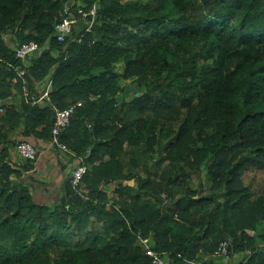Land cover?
Masks as SVG:
<instances>
[{"label":"trees","instance_id":"trees-1","mask_svg":"<svg viewBox=\"0 0 264 264\" xmlns=\"http://www.w3.org/2000/svg\"><path fill=\"white\" fill-rule=\"evenodd\" d=\"M73 1L97 7L95 24L59 43L61 0H0V264H151L138 233L167 264H264V195L244 203L227 160L250 151L264 169V0ZM31 41L40 50L17 60ZM9 65L26 69L29 88L48 79L49 101L27 105ZM79 102L60 141L87 166L82 185L68 174L58 200H35L13 137L48 142L53 106ZM130 151L180 162L181 178L206 170L226 189L176 194L152 165L125 172ZM222 241L228 261L213 257Z\"/></svg>","mask_w":264,"mask_h":264},{"label":"built area","instance_id":"built-area-1","mask_svg":"<svg viewBox=\"0 0 264 264\" xmlns=\"http://www.w3.org/2000/svg\"><path fill=\"white\" fill-rule=\"evenodd\" d=\"M61 2V20L55 25L54 29V38L56 41L59 43L65 42V39L71 36L74 30H77L76 26L81 20L86 22V26H84L83 29H85L86 32H90L92 26L95 24L97 7L94 5L90 9L85 10L83 9V6L76 5V2L73 0H61ZM39 50L40 47L36 42L31 41L23 43L15 49V58L21 62H24L27 58ZM9 66L12 67L16 73V77L12 79V82L16 84L18 79L22 81L21 97L27 105L34 107L49 101V93L51 89L50 81L46 83L47 85L43 92L40 94L32 93L25 79L26 69L19 65L16 67H13L12 65ZM79 107H81L80 102L66 109H59L53 106L52 110L54 122L51 128V138L49 145L50 149L55 150L60 154L73 156L78 160L79 164H77L70 173V183L76 190H78V188L82 185L81 181L86 175L88 168L82 163L80 158L75 156L74 152L68 149L67 146L60 141V137L65 129L69 127L70 120L76 109ZM2 113L3 109L0 106V114ZM16 144V166L20 167L26 162H30L31 164L36 163L40 155L37 148L28 142H18V139L16 140ZM65 164H67V162ZM162 198H165V196L162 195ZM138 238L145 247L147 246V249H145V254L150 258L151 264H167V258L165 256L148 248L149 239L142 238L140 233H138ZM229 249V242L222 241L219 243L217 249L213 253V257L223 261H228L231 258V252Z\"/></svg>","mask_w":264,"mask_h":264},{"label":"rangeland","instance_id":"rangeland-1","mask_svg":"<svg viewBox=\"0 0 264 264\" xmlns=\"http://www.w3.org/2000/svg\"><path fill=\"white\" fill-rule=\"evenodd\" d=\"M132 1H138V0H132ZM76 5L79 6H84L82 4V2L80 1H76ZM86 26V22L81 20L79 21L78 25L76 26L77 30L83 29V27ZM168 136L165 135L164 136V140H167ZM60 154H58L59 157ZM41 156H44L43 154H41ZM65 156V155H64ZM62 156L63 159H65L66 161H68L67 163V167L69 165V159L70 156L67 155L68 157H64ZM231 156H233V161H229L230 163L228 164L230 167H235L236 172L235 174H237L235 176V180L237 182V184L240 187H245L246 191L243 192L241 195V197H243V202H247L246 204H250L252 202H255L256 199L261 196L264 195V169L257 167V165L254 162V158H253V153L250 151H242V150H234V153H229L227 155V160H229L231 158ZM43 158V157H42ZM60 162V157L57 158V162ZM156 159L155 156H149V154L146 151H143L141 153V155H137L135 152L130 151V152H126L125 154H123L120 157V160L122 162V167L123 170L125 172H130V171H137L139 169H137L134 165L133 162H136L139 165L142 164H149L153 166V170L155 171V175L156 177H158L160 174H167L171 177V179H175L176 180V184L179 183V185H175L174 187V193L178 194L180 192H183L185 190L186 187H189L191 189L195 188H201L200 190H202V196H209L210 194L212 195H216L218 196L219 194H221L225 189V185L223 182H220V187L218 189H216L218 187V185H216L215 187V182H213V177L208 173H206V170L200 174V175H196L194 174L192 171L187 170L185 172H183L184 178H181V169L182 165L180 164V162L172 164L170 162H167L165 160H160L158 162H154V160ZM42 160V159H41ZM134 160V161H133ZM211 160H209L208 163H210ZM64 164V163H62ZM137 169V170H136ZM204 169V168H203ZM141 176L143 177L144 174L141 173ZM234 174V172H233ZM41 180V179H40ZM233 181V180H232ZM42 182V181H41ZM44 183V181H43ZM121 183L120 181H117L113 186L110 187L111 189H108L106 191V195L112 198H117V194L114 193V189L117 187V184ZM41 184V183H39ZM46 184V183H45ZM44 184V185H45ZM128 184H132L131 182H129ZM41 187H43L42 185H37L34 186V192L33 195L35 197V200H42L40 198V189ZM216 189V190H215ZM57 193H55L54 195H56ZM217 200V199H215ZM216 202V201H215ZM213 205V203L211 204V206ZM177 218V217H176ZM174 217V219H176ZM254 221V220H253ZM255 226L259 227L258 229L260 230V228L264 225H262L260 222H255ZM100 227V226H99Z\"/></svg>","mask_w":264,"mask_h":264},{"label":"crops","instance_id":"crops-1","mask_svg":"<svg viewBox=\"0 0 264 264\" xmlns=\"http://www.w3.org/2000/svg\"><path fill=\"white\" fill-rule=\"evenodd\" d=\"M29 59L30 58H27L26 60H29ZM47 82H48V79H45V80L40 81V82H34L32 87H31L32 89L30 88L31 92L36 93V94H40L41 92L44 91V89L47 85L46 84ZM20 137L21 136H14L13 139L17 140ZM27 140L30 142V144H32L35 148H37L40 155H39V159L36 161V163L33 164L32 169L28 170L24 174L25 178H30V177L34 178L33 179L35 181V182H33L34 186H37V185L41 186L42 185L43 187H48L49 191H50L49 194L48 193L44 194L42 191L43 187H41L39 192H41L40 198L42 200H39V201L52 204V203H54V200H56V199L58 200L61 196L60 187H61V184H62L65 176L70 174L69 172L71 171V169H70L71 164H69L67 167V164H65V163L66 162L68 163V161H66L65 159L62 158V156H64V154H60L57 151L50 149V146H49L50 140L48 142H42L40 139H35L34 137H29ZM41 154H43L44 156H41ZM56 154H60L59 155V157L61 158L60 162L56 161L57 158H59L58 155H56ZM11 156L13 157L14 160H16L17 159L16 151L13 153L11 152ZM64 157L67 158L68 157L67 154ZM62 163H64V164H62ZM61 164L63 166L64 171L61 170V168H62ZM43 181H44V183H43ZM39 183H41V184H39ZM55 193H57V194L54 195Z\"/></svg>","mask_w":264,"mask_h":264},{"label":"water","instance_id":"water-1","mask_svg":"<svg viewBox=\"0 0 264 264\" xmlns=\"http://www.w3.org/2000/svg\"><path fill=\"white\" fill-rule=\"evenodd\" d=\"M6 104H8V101H5V102L1 103V105H6ZM248 233H249V235L253 234L251 231H249Z\"/></svg>","mask_w":264,"mask_h":264}]
</instances>
